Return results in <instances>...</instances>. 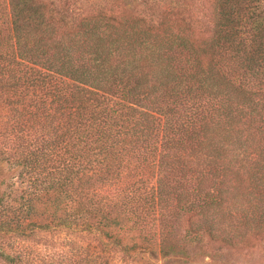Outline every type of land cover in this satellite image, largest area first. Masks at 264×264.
Segmentation results:
<instances>
[{
	"label": "trees",
	"instance_id": "1",
	"mask_svg": "<svg viewBox=\"0 0 264 264\" xmlns=\"http://www.w3.org/2000/svg\"><path fill=\"white\" fill-rule=\"evenodd\" d=\"M207 9L202 28L185 8L72 17L0 0V264L218 263L264 248V0ZM116 216L144 242L122 244ZM60 229L105 246L30 242Z\"/></svg>",
	"mask_w": 264,
	"mask_h": 264
},
{
	"label": "rangeland",
	"instance_id": "2",
	"mask_svg": "<svg viewBox=\"0 0 264 264\" xmlns=\"http://www.w3.org/2000/svg\"><path fill=\"white\" fill-rule=\"evenodd\" d=\"M54 6H63L67 8L70 16L75 17L84 12L101 10L105 12L118 11L119 9H128L135 14L143 17L156 19L155 16L161 10L185 8L186 18L192 21L196 26L202 27L209 19V7L214 0H49ZM111 233L118 237L122 244L140 242L141 233L138 229L130 225V221H124L118 216L112 221L109 227ZM95 233L85 234L84 232L70 231L60 229L54 231L35 230L30 236V242L41 252L55 253L61 248L71 247L74 250L78 244H96L105 246V243L93 241ZM73 241V243H72ZM144 242V241H141ZM211 251V249H207ZM207 253H200L199 259L191 263H183L178 260L176 264H264V248L254 247L248 251L232 252L225 257H219L216 263ZM114 257L121 259L114 253ZM145 259V258H144ZM144 259L142 260L144 262ZM145 264L148 261L144 262ZM155 264H160V260H155Z\"/></svg>",
	"mask_w": 264,
	"mask_h": 264
}]
</instances>
